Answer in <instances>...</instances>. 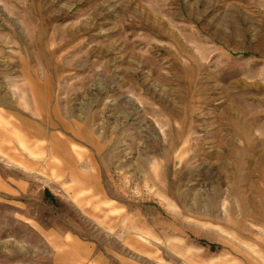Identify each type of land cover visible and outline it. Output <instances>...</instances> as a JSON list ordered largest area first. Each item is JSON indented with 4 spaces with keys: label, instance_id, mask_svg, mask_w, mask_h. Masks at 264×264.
Here are the masks:
<instances>
[{
    "label": "rangeland",
    "instance_id": "rangeland-1",
    "mask_svg": "<svg viewBox=\"0 0 264 264\" xmlns=\"http://www.w3.org/2000/svg\"><path fill=\"white\" fill-rule=\"evenodd\" d=\"M0 264H264V0H0Z\"/></svg>",
    "mask_w": 264,
    "mask_h": 264
}]
</instances>
